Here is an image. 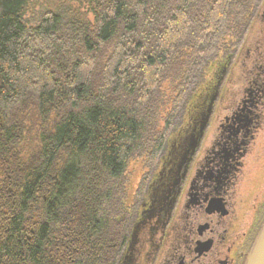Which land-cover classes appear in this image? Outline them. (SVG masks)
Wrapping results in <instances>:
<instances>
[{
    "label": "trees",
    "instance_id": "1",
    "mask_svg": "<svg viewBox=\"0 0 264 264\" xmlns=\"http://www.w3.org/2000/svg\"><path fill=\"white\" fill-rule=\"evenodd\" d=\"M29 2L0 0V264H116L130 164L156 167L264 0H53L34 26Z\"/></svg>",
    "mask_w": 264,
    "mask_h": 264
},
{
    "label": "flooded vegetation",
    "instance_id": "2",
    "mask_svg": "<svg viewBox=\"0 0 264 264\" xmlns=\"http://www.w3.org/2000/svg\"><path fill=\"white\" fill-rule=\"evenodd\" d=\"M260 24L264 4L242 47L212 72L185 136L168 141L154 169L148 165L154 172L134 194L116 264L246 263L264 224L263 46L240 59Z\"/></svg>",
    "mask_w": 264,
    "mask_h": 264
},
{
    "label": "rangeland",
    "instance_id": "3",
    "mask_svg": "<svg viewBox=\"0 0 264 264\" xmlns=\"http://www.w3.org/2000/svg\"><path fill=\"white\" fill-rule=\"evenodd\" d=\"M52 1L53 0H30L29 4L27 5V7L23 13L24 21L28 25L34 26L37 23L41 13L44 10H46L47 8L51 7L50 4L52 3ZM246 42H247V43H245L246 46L243 49V56L240 59V61L246 60V58H245L246 52L248 50H251V52H252L258 43H260V45L263 46L261 53L264 55V25L260 24V25L255 26L252 35H250V37H249V41H246ZM263 60H264V56H263ZM240 66H241V64H240ZM239 75H240L239 68H237L236 75L233 77V79L237 80V77ZM201 103H202V100L199 101L198 106L201 105ZM198 106H196V107H198ZM183 115H185V114H183ZM192 116L193 115L191 114V111H190V115L187 116L188 124H185L181 128L178 127V129L175 128L176 132H174V135L172 136V140L170 139V141L177 139V137H179V134H181V133L183 134L182 136H185L184 131L186 130V128L188 127V125L190 123H193V121H191V118H190ZM153 172L154 171L150 170L149 167L147 166V164L144 163V160L133 161L130 164V167H129V177L130 178L129 179H130V185H131V189H132L133 194H135L137 192V190L140 188V184L142 183V181L144 179H147L146 177H148V180L150 181V179L152 178Z\"/></svg>",
    "mask_w": 264,
    "mask_h": 264
},
{
    "label": "water",
    "instance_id": "4",
    "mask_svg": "<svg viewBox=\"0 0 264 264\" xmlns=\"http://www.w3.org/2000/svg\"><path fill=\"white\" fill-rule=\"evenodd\" d=\"M206 123H207V119H205V121L201 123L202 127L200 131V135L198 137L192 138L190 152L187 154V156L193 155L202 137V133L204 131ZM245 264H264V224L260 230V233L254 243L252 250L247 255Z\"/></svg>",
    "mask_w": 264,
    "mask_h": 264
}]
</instances>
